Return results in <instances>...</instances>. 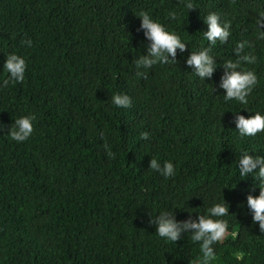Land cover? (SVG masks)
<instances>
[{"label":"trees","instance_id":"obj_1","mask_svg":"<svg viewBox=\"0 0 264 264\" xmlns=\"http://www.w3.org/2000/svg\"><path fill=\"white\" fill-rule=\"evenodd\" d=\"M141 11L187 44L177 63L136 68L150 44ZM211 12L231 23L225 44L204 37ZM261 13L264 0H0V264H196L190 233L174 243L150 221L197 219L224 201L228 235L211 264H264V233L247 206L258 182L238 169L242 153L264 157V132L241 138L235 124L237 114L264 115ZM243 41L256 62L241 67L258 79L246 105L219 87ZM203 49L217 67L204 80L186 64ZM8 54L26 62L22 83L3 69ZM116 94L131 106L114 105ZM25 116L34 130L16 142L8 132ZM152 158L175 175L152 170Z\"/></svg>","mask_w":264,"mask_h":264},{"label":"clouds","instance_id":"obj_2","mask_svg":"<svg viewBox=\"0 0 264 264\" xmlns=\"http://www.w3.org/2000/svg\"><path fill=\"white\" fill-rule=\"evenodd\" d=\"M186 8L191 10L194 5L191 2L186 3ZM172 19L176 18L175 12L169 14ZM140 20V30L143 31L145 38L150 41L147 47V55H141L135 60L137 69H148L160 63L167 64L176 61L177 50L181 53L187 51V44L182 42L181 38L175 33L168 32L164 26L154 21L147 12L141 11L137 15ZM205 23L208 26L204 32L205 39L210 45H216L217 41L221 44L228 42L231 35V23H221L220 16L211 12L205 17ZM258 38L264 39V13L259 15L256 20ZM31 46V41H24ZM252 45L248 41L237 43L234 53L235 60H226L222 67L224 73L221 77L219 87L224 89V100H236L241 104H247V97L251 94L253 88L258 83L257 76L254 71L243 70V63L252 64L256 62V57L251 53H246L245 48ZM210 49H203L199 52H191L187 57L186 64L191 67L195 74L202 80L211 78L216 70V62L209 55ZM171 58V59H170ZM3 69L9 74L11 80L22 83L25 79L26 62L23 58L16 54H8L4 62ZM138 77L144 76L145 73L137 71ZM8 79L3 81L6 86ZM112 103L117 107L129 108L131 106V98L124 94H116L111 97ZM35 116H25L14 121L8 132L10 138L16 142L27 140L34 128L33 121ZM236 130L241 138L245 136H255L257 133L264 132V115L255 112V115L245 117L237 114L235 116ZM3 127V125H0ZM142 139H148V133H141ZM109 155H113L109 153ZM150 168L159 172L165 178L175 175L174 165L170 161H166L161 165L157 159L152 158ZM239 175L246 178L249 174H255L253 177L258 182L259 195L247 196V206L252 213L253 223L259 224V229L264 233V157H253L245 152L240 154L238 161ZM258 169V171H256ZM229 215L228 204L217 203L207 209V215H199L197 219L191 217L185 221H177L174 214L169 212L160 213L150 223L156 225V233L171 242H177L181 239L182 233H190L191 241L196 242L200 246L201 258L196 264H211L216 259V251L214 245L223 243L228 235V223L222 217ZM244 252L235 253V258L243 260Z\"/></svg>","mask_w":264,"mask_h":264}]
</instances>
